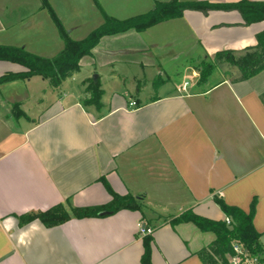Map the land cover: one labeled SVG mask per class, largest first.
Listing matches in <instances>:
<instances>
[{
  "label": "crops",
  "instance_id": "1",
  "mask_svg": "<svg viewBox=\"0 0 264 264\" xmlns=\"http://www.w3.org/2000/svg\"><path fill=\"white\" fill-rule=\"evenodd\" d=\"M136 1L142 9L119 17L97 0V24L82 37H73L78 25L65 26H72L68 33L79 40L104 23L101 8L126 19L171 0ZM38 8L47 9L42 0ZM262 31L264 21L246 24L237 9H187L143 32L103 37L81 60L80 71L84 61L88 68L73 96L60 93L63 83L52 87L57 92L50 97L42 87L35 93L34 79L40 76L0 84V264H141L140 222L154 228L153 264H204L198 252L216 234L193 222L173 225L171 220L189 209L226 220L215 196L247 213L256 199L253 223L264 236V70L204 90L195 68L206 55L257 45ZM54 33L61 37L59 30ZM163 65L178 66L181 81L166 77ZM26 70L0 60V76ZM95 73L104 89L100 109L83 105L85 81ZM157 77L165 80L155 91ZM105 79L124 83L132 98L120 90L109 94ZM186 81L190 85L180 92ZM103 180L115 193L137 198L141 209L72 217L52 227L39 219L20 224V216L61 203H109L113 196ZM261 242L264 246L263 237Z\"/></svg>",
  "mask_w": 264,
  "mask_h": 264
},
{
  "label": "trees",
  "instance_id": "2",
  "mask_svg": "<svg viewBox=\"0 0 264 264\" xmlns=\"http://www.w3.org/2000/svg\"><path fill=\"white\" fill-rule=\"evenodd\" d=\"M42 5L49 10L55 24H57L60 36L65 44L64 49L56 56L49 57L30 52L24 46L0 43V60L18 63L27 69L25 72L6 73L0 76V84L16 79L41 76L49 80L52 87H59L63 81L80 71L81 60L85 56L92 55L93 49L103 37L124 33L131 29L143 32L158 23L181 17L187 9L200 10L205 13L212 9H237L242 13L246 24L264 21V2L249 0H239L234 3L157 1L148 12L126 19L112 17L100 7L105 17L104 23L92 30L85 38L76 40L67 32L49 0H42ZM257 39V45L240 51L228 49L216 52L213 57L206 55L195 66L199 73L197 84L201 85L204 90H208L224 79H230L233 82L243 81L263 71L264 31L257 34ZM164 80L160 77L153 80L155 91L158 90ZM85 83H87V86L83 105H94L100 109L103 105L104 89L99 80L94 81L92 78L85 81ZM204 86H207V88ZM14 107L19 108V104H14ZM103 182L113 196L109 203L87 207H74L61 203L45 211L31 212L20 216V224L24 225L39 219L44 225L52 227L60 225L72 217H104L121 209H141L137 198L132 195H119L112 191L106 180H103ZM214 199L227 218L230 219V223L226 220H213L198 215L192 209L174 217L171 223L175 225L181 222H193L201 230L212 231L216 234V239L198 252L204 264H230L229 257L234 254V242L241 243L249 252L260 256L264 260V246L261 242L263 236L256 230L253 223L256 213V199L253 201L251 210L248 213L241 208L227 204L224 199L218 196H215ZM152 241V234L143 237L144 253L141 264H153Z\"/></svg>",
  "mask_w": 264,
  "mask_h": 264
},
{
  "label": "rangeland",
  "instance_id": "3",
  "mask_svg": "<svg viewBox=\"0 0 264 264\" xmlns=\"http://www.w3.org/2000/svg\"><path fill=\"white\" fill-rule=\"evenodd\" d=\"M96 1L97 0H50L64 26L78 25L73 35L74 38L82 37L83 33L90 31L92 27L97 24L98 16L101 12L95 3ZM98 1L102 7L119 17L131 15L135 13V11L142 9L138 6L137 1L134 4L133 0ZM40 2L41 0H0V22L6 25V29L0 26V43L16 46L25 45L30 52L51 57L56 56L64 49L65 44L63 39L57 37L54 33L55 30H59L57 24H55L48 9L41 10L38 8ZM135 6L136 8L134 9ZM65 27L67 29V26ZM70 27H68L67 32H69ZM160 35H163L160 38L162 43L165 44L166 37L164 35L166 34L161 33ZM83 63L84 66L80 72L76 73L74 77L67 78L63 81L60 88L61 92L59 91L60 93H65L66 91L73 96L79 92L81 88L80 84L88 68L87 61ZM162 68L166 70L165 76L172 77L171 79L173 82L176 83L181 81L183 72H180V70L178 71V66L167 68L166 65H163ZM93 76L94 74H92L88 80L92 79ZM187 77L188 79L191 78L190 75ZM34 80V82H36V88L33 90L34 92L37 89L41 90L40 87L46 89L47 97L57 92L52 90L50 81H44L43 83L41 76ZM104 85L109 88V94L114 90H120L124 91V93L127 92L129 94L128 98H132L124 83L120 84L118 81H110L108 83L105 79ZM86 86L87 84H85L84 88H86ZM42 93L44 94L45 90H43ZM85 97L86 94L84 98ZM33 98L34 96L32 95L31 103L35 101ZM18 111V108H14L15 114L18 113Z\"/></svg>",
  "mask_w": 264,
  "mask_h": 264
},
{
  "label": "built area",
  "instance_id": "4",
  "mask_svg": "<svg viewBox=\"0 0 264 264\" xmlns=\"http://www.w3.org/2000/svg\"><path fill=\"white\" fill-rule=\"evenodd\" d=\"M190 82H184L178 90L180 92H184L187 90ZM133 106H136L137 103L132 101L130 103ZM226 221L230 223V219L227 218ZM139 233L143 236L153 234L154 228L150 226H146L144 223L140 222L138 224ZM264 239V236H263ZM234 254L229 257L230 264H263L262 258L256 254H252L249 252L241 243L234 242L233 243Z\"/></svg>",
  "mask_w": 264,
  "mask_h": 264
},
{
  "label": "water",
  "instance_id": "5",
  "mask_svg": "<svg viewBox=\"0 0 264 264\" xmlns=\"http://www.w3.org/2000/svg\"><path fill=\"white\" fill-rule=\"evenodd\" d=\"M93 80H94V81H97V80H98V74H94V76H93Z\"/></svg>",
  "mask_w": 264,
  "mask_h": 264
}]
</instances>
